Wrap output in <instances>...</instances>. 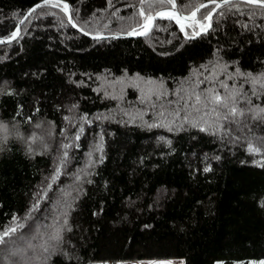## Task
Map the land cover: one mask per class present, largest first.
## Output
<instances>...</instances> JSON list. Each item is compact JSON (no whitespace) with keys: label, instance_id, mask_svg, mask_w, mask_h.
Instances as JSON below:
<instances>
[{"label":"trees","instance_id":"trees-1","mask_svg":"<svg viewBox=\"0 0 264 264\" xmlns=\"http://www.w3.org/2000/svg\"><path fill=\"white\" fill-rule=\"evenodd\" d=\"M42 1L0 0V39ZM63 1L76 28L89 36L128 35L143 24L141 8L154 15L167 6L155 0L151 8L148 0ZM206 2L176 5L188 15ZM211 24L194 39L163 21L148 39L93 42L67 24L59 7L29 16L19 42L0 46V124L51 136L46 152L32 155L19 142H0V234L27 224L29 215L48 230L50 209L62 195L67 203L56 210L64 222L55 224L52 256L37 257L43 264L264 261V166L256 163L264 164V124L251 121V114L231 124L212 114L205 115L209 121L199 116V125L209 132L219 128L216 135L193 127V120L180 126L199 106L202 115L210 112L211 104L195 100L206 90L227 96L242 89L251 98L248 107H264V95L252 94L259 83L240 75L264 74V9L231 4ZM122 78L162 82L166 97L153 101L127 91L110 100L101 87ZM228 79V88L221 87ZM249 142L261 152L250 154ZM90 157L94 166L85 173Z\"/></svg>","mask_w":264,"mask_h":264},{"label":"snow or ice","instance_id":"snow-or-ice-1","mask_svg":"<svg viewBox=\"0 0 264 264\" xmlns=\"http://www.w3.org/2000/svg\"><path fill=\"white\" fill-rule=\"evenodd\" d=\"M111 2V0H109ZM146 0H141V3H145ZM156 3H159L161 5H169L170 10L166 11H159L156 12L155 15H152L151 13L145 14V11L143 8L140 9L138 15L143 17V24L140 25V30L133 29L132 32L129 33V35H148V33L151 31V29L154 26V21L157 18L160 19H167L169 21H174L177 25H179L180 31L185 33V36L188 39H194L196 36L201 35L202 33H207L209 29L212 28L211 20L213 18V14L215 13L216 9H219L221 7L227 6L230 3H232V0H223V4L217 3V0H209V2L213 5H215L214 8L209 9V4L206 3H200L198 6L195 7V10L191 12L190 15L184 16L181 15L178 11H176L177 5L176 0H155ZM245 3L249 5H253L255 7L264 9V0H244ZM149 7H152L151 0H148ZM190 5H185V7H189ZM44 7H51V8H57L59 7L61 11L68 14L69 13V5L67 3H63L62 0H43V4L36 5L30 12L29 16L32 15V13L36 12L37 8H44ZM208 9L206 12L203 13L202 18H197V13H200L201 10ZM27 19V17L25 18ZM71 16L69 15V22H71ZM207 21L208 23H205ZM25 20H21L20 24H24ZM73 27H76L75 24L72 25ZM192 28L193 32L191 35H189L185 28ZM198 29V31L196 30ZM20 27L17 26L15 31L11 33L9 37H6L5 39H0V44L4 43H11V41L16 40L20 36ZM87 34V33H86ZM237 72L239 73V69H237ZM240 75L245 76L247 81L253 85L259 83L261 86V89H264V74H260L259 76H253L250 73H240ZM149 83H152L149 81ZM160 87L163 88V83L161 82ZM221 87L227 89L228 85L226 83H221ZM12 93L9 92L8 95H11ZM166 93L161 92L160 95H164ZM252 94L254 96H260L261 92L257 91L255 87L252 89ZM196 103H201V95L196 94L195 95ZM204 100L207 102L205 104V107L208 106V104H211L212 107L210 109V112H206L204 115H212L215 114L217 119H223L227 121L229 124L236 123V117H244L246 115H249V119L251 121H256L259 124H264V107H260L259 105H255L252 107L247 108H239L238 103L243 100V102L247 105H251L252 101L251 98L247 97L246 93H243L242 89L236 90L234 92H230L227 96H221L220 93L216 92L215 89L212 90H206V94L204 95ZM227 109V114L221 115V112L219 109ZM199 111V109H197ZM163 115V113H161ZM203 118V117H202ZM231 118V119H230ZM86 119V118H85ZM185 121H187V117H185ZM154 126H160V125H154ZM193 127H199V130L202 132H209L208 127L200 126L199 123H194L192 125ZM245 126H247V123H245ZM223 127V125H221ZM0 129L3 131H7V128L5 125L0 124ZM83 132V129L80 130ZM219 131V128L216 129V131H211L209 134L216 135ZM76 139L79 140L80 136L77 135ZM64 149H67L70 147V145H63ZM248 151L250 154H259L261 152V148L254 146L252 142L248 143ZM63 156L66 158L68 156L67 151H64ZM67 161L66 159L61 160L62 165H66ZM258 166H264L260 161L256 162ZM210 169H205V171H209ZM61 172L60 167H57L55 169V174L52 177V179L55 181L59 178ZM261 206H264L262 204ZM13 220L15 221L16 218L13 217ZM25 227L22 223H16L15 227L9 226L6 230L0 234V245H6L9 242L12 244V248L9 250V254L12 256H19L21 260L24 258V249L17 244V240L24 241L26 239V234L21 233L19 237L16 238V240H11V237L16 236L18 232H20L21 229ZM58 238V237H55ZM29 248L31 246L29 245ZM5 251V249L0 248V254H2ZM47 251V249H45ZM46 259V257H44ZM260 264H264V261H261Z\"/></svg>","mask_w":264,"mask_h":264},{"label":"rangeland","instance_id":"rangeland-1","mask_svg":"<svg viewBox=\"0 0 264 264\" xmlns=\"http://www.w3.org/2000/svg\"><path fill=\"white\" fill-rule=\"evenodd\" d=\"M210 7H212V6H210ZM190 14H188V15H190ZM200 17H201V15H200ZM172 23H174V22H172ZM205 23H207V21H205ZM178 29L180 30L179 27H178ZM190 29H192V28H190ZM196 30L198 31V29H196ZM230 82H231V80L228 79L226 84L228 85ZM103 86H104V88L101 87V90H102V92H105L104 94L107 95V97L109 96L108 98L110 100L114 99V98H112L111 94H117V95L123 96V93H125L127 91L134 92L138 98H141L143 95L146 94L148 96V98L153 99V101L158 99L160 96H161V98L166 97V96L163 97V95H160L161 92L166 93L165 87L163 86V88H161L160 83H158V82L149 83V81H144V80H140V79H136V78L135 79L122 78V79L115 80V81L106 79V82H104ZM259 88H260L259 90H260L261 94L264 95V89L261 90V87H259ZM110 95H111V97H110ZM263 98H264V96H263ZM202 101H204V99L201 100V102ZM240 104L245 106V103L243 102V100H241ZM246 106L248 107L247 104H246ZM197 109H199V111H200L202 108L199 106ZM197 109L192 110V112L189 114L190 118H187V121H185V119L180 121L181 122L180 126L185 128L186 125H189L188 120L189 121L193 120V121L198 122L200 124V122H202V121L200 120L201 118L199 116H204V118H206L207 121L212 120V117H210V116L206 117L205 115H202L205 112V110H203V112L200 113L199 111H197ZM222 110H225V109L222 108L221 111ZM219 111H220V109H219ZM199 113L201 115H198ZM246 116L248 117V115H246ZM185 117H187V116H185ZM238 119L243 120L241 117H238ZM223 121L225 122V120H223ZM6 128H7L6 132L3 131L2 129H0V142H1V144H4V143L11 141V140L17 142V139H15L14 137L20 133H17L16 130H14V128H12V127H10V128L6 127ZM88 128H89V126L87 127V129ZM38 132L41 133V135H42L43 131L38 130ZM50 136L51 135H47V134L44 135V133L40 137H34L33 133L30 135H24L23 134L21 137L22 143H20V142L19 143L22 145H25L26 150L31 155L34 153L46 152L47 149H45V146L43 144H45L44 143L45 140L48 141V138ZM94 154L95 153H93L91 155V157H93ZM91 157L85 164V168H86L85 173L88 172V170H90L94 166V162H93V160H91ZM73 188H74V186L72 188H70L69 190L74 191ZM66 203H67V197L62 196V195H58V197L55 200L54 206L50 209V220L48 219L49 221L47 222V223H49L48 224V230L45 227L41 226L39 223H36L35 218H33L31 215H29V217H26V221H29V222H27V224H25V227L23 229H21L20 233H19V234H21V233L25 232L24 234H26V239L24 241L17 240V244L20 245L24 249L23 260H21V258L19 256H12L9 254V250L12 248V244L9 242V245L6 247L5 251L2 254H0V264H43L44 262L42 263L41 261H38V258H37V257H39V259H41L42 258V257H40L41 255L42 256L44 255L46 258L49 259L50 255H51V254L49 255V253H50L49 251L51 250V248L56 246V239L53 237L54 236L56 237V235H58L57 226L55 224H56V222H60L62 224L64 222L62 219V215L59 214L56 209L58 208V210H60V208H62V206L65 205ZM45 230H46V232H45ZM49 231H50V233H49ZM19 236L20 235H18V237ZM13 239L16 240V238H13ZM29 245L31 246V248H29ZM45 249H48V250L45 251ZM100 264H113V263H100ZM124 264H181V263H178L175 261H153V262H146V263L129 262V263H124ZM249 264H260V262H252Z\"/></svg>","mask_w":264,"mask_h":264},{"label":"water","instance_id":"water-1","mask_svg":"<svg viewBox=\"0 0 264 264\" xmlns=\"http://www.w3.org/2000/svg\"><path fill=\"white\" fill-rule=\"evenodd\" d=\"M63 3H66L65 1L62 0ZM217 3H220V4H223V1H219ZM235 3H242V4H247L244 2V0H232V3H230L229 5L231 4H235ZM39 4H43V1L40 2ZM206 4H209V6H212L213 4H211L210 2H206ZM38 5V4H37ZM249 5V4H247ZM215 6V5H214ZM228 6V5H227ZM253 6V5H251ZM35 7V6H34ZM33 7V8H34ZM225 7V6H224ZM32 8V9H33ZM222 8V7H221ZM219 8V9H221ZM31 9V10H32ZM38 9V8H37ZM219 9H216L215 13L213 14V17L215 16L216 12L219 10ZM29 10L27 12V14L24 16V18L22 20H26L29 18V12L31 11ZM166 10H170V6H165L163 8H161L160 10H158L157 12L159 11H166ZM176 11H178L181 15H184V16H188L187 14H185V12L179 7L177 6L176 8ZM203 10H201L200 13H197V18L200 17L201 13H202ZM64 13V12H63ZM33 14V13H32ZM65 15V19H66V22L67 24L79 35L81 36L82 38H85L87 40H90V41H93V42H103V41H108V40H112V41H116V40H143V39H148L149 37H151L158 29L159 27V24L160 22H163V21H169L167 19H160V18H157L154 23L155 25L153 26V29L148 33V35H144V36H141V35H118V34H115V35H110V36H89V35H86L84 33H82L81 31H79L76 27H73L72 25L74 24L73 20L71 19V22H69V15L71 16L72 18V15H71V11H70V6H69V13L66 14L64 13ZM155 15V14H154ZM27 17V19H25ZM213 20V18H212ZM212 20H211V23H212ZM171 22H174V21H171ZM175 23V22H174ZM208 23V22H207ZM176 24V23H175ZM21 29V27L23 26V24L21 25L20 22H19V25H18ZM177 27H179V25L176 24ZM210 30V29H209ZM182 34H184V32H181ZM206 33H202L201 35H204ZM199 35V36H201ZM20 37H21V31H20V36L18 39L16 40H13L11 41V43H4V44H0V46H10V45H14V44H17L20 40ZM198 37V36H197Z\"/></svg>","mask_w":264,"mask_h":264},{"label":"clouds","instance_id":"clouds-1","mask_svg":"<svg viewBox=\"0 0 264 264\" xmlns=\"http://www.w3.org/2000/svg\"><path fill=\"white\" fill-rule=\"evenodd\" d=\"M22 135L23 134L20 133V134H18L17 136L14 137L15 139H17V142L22 143V139H21ZM4 151H5V148L4 147H0V154H2Z\"/></svg>","mask_w":264,"mask_h":264},{"label":"bare ground","instance_id":"bare-ground-1","mask_svg":"<svg viewBox=\"0 0 264 264\" xmlns=\"http://www.w3.org/2000/svg\"><path fill=\"white\" fill-rule=\"evenodd\" d=\"M154 25H155V23H154ZM152 29H153V28H152ZM152 29H151V30H152Z\"/></svg>","mask_w":264,"mask_h":264}]
</instances>
